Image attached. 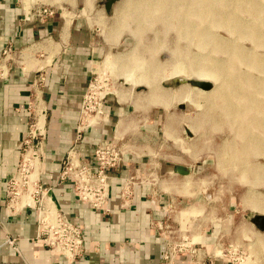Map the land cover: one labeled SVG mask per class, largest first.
<instances>
[{
    "label": "crops",
    "instance_id": "1",
    "mask_svg": "<svg viewBox=\"0 0 264 264\" xmlns=\"http://www.w3.org/2000/svg\"><path fill=\"white\" fill-rule=\"evenodd\" d=\"M35 8L21 0H0V67L5 65V76L0 77V264H200L206 260L230 264L221 252L227 244L252 253V259L244 256V264H264L258 254L263 252L262 241L258 237L250 240L243 216L235 211L211 219L200 231L190 234L187 245L192 244V253L187 249L169 260L163 258L173 242L168 227L176 216L179 222L183 219L180 213L184 209L173 214V193L155 187L150 175L144 173V152L157 135L156 116L140 115L148 120L140 128L137 123L143 121L127 116L123 105L106 104L101 122L77 133L82 95L94 63L104 53L96 27L91 24L98 14L86 10L85 0H74L41 20L34 15ZM118 37L106 39L116 44ZM7 46L11 49L4 60L2 50ZM37 117L39 183L48 204L81 230L82 252L73 260L50 251L37 240L34 210L21 207L33 202H28L23 191L16 208L7 207L6 185L16 171L22 142ZM111 139L123 155L119 166L108 171L105 205L109 211L103 213L80 202L71 182L59 180L58 172L71 148L81 162L91 165L97 143ZM129 176L134 179L130 201L122 205L119 193ZM34 189L35 183L32 199ZM185 210L189 212V208ZM7 239H12V244Z\"/></svg>",
    "mask_w": 264,
    "mask_h": 264
},
{
    "label": "rangeland",
    "instance_id": "2",
    "mask_svg": "<svg viewBox=\"0 0 264 264\" xmlns=\"http://www.w3.org/2000/svg\"><path fill=\"white\" fill-rule=\"evenodd\" d=\"M21 1L29 7L43 4L55 10L68 6L74 0ZM144 1L149 4L144 5ZM152 1L155 4V1L157 3L164 0H118L112 4L110 13L106 14L98 0H85L86 10L98 14V19L91 24L96 27L97 40L104 48V53L94 63L90 77L96 88L94 91L103 99L99 101L98 96H95L91 100L90 107L86 110L91 116L87 115L85 119H90V125L101 122L100 116L92 115H95L96 110H101L102 116L106 104L123 105L128 111L127 116H137L143 121L137 123L140 128L145 127L148 120H142L139 116L154 114L158 125L157 135L148 151L144 152L143 160L147 164L143 166H146L144 173L150 175L155 187L173 193L172 213L176 214L179 209H184L180 213L183 214L180 222L184 224L181 226L176 216L168 227L171 240L177 243L181 237L200 231L211 219H220L221 216L235 211L240 217L243 216L242 223L249 228L250 240L258 237L262 241L263 252L258 254L264 262V229L259 228L257 220L251 221L253 215H264V157L252 155L251 150L243 149L244 137L261 138L264 141V129L252 127L248 129L246 136L240 137L237 132L240 129H228L223 118L218 120L219 117L214 116L213 119L207 115L209 101L215 98L216 91H213V86L221 87L225 79L222 73L216 75V71L211 68L207 74L210 77L199 79L189 72V61L193 58L201 59L202 63V59L208 58L212 61L211 67H219L221 61L228 58L229 52L217 46L214 41L201 44L202 38L182 35L178 19H175L177 14L173 12V7L178 5L177 0L164 1L172 8L167 13H161L162 8L157 7V13L148 16L146 12L152 7ZM246 1L256 5L258 11L250 12L237 3L234 4L236 7L227 6L229 9L234 7L233 12L238 14L235 15L236 18L244 22L245 25L240 28L233 21L230 22L232 28L225 21L215 22V13L207 15L205 22L194 14L190 17L195 23H204L203 26L206 25L209 34H213L217 40H231L234 49L248 54L249 57L259 55V59H262L264 43L260 45L259 40L264 41V21L261 22L264 19V0ZM166 9L163 8V12ZM255 22L261 26L257 31V38H253L248 28ZM112 37H118L116 44L107 41L106 38ZM134 44L135 47L131 50ZM141 65L142 68L138 67ZM237 69L250 77L248 83L264 84V67L247 63L240 64ZM99 75L104 78L101 76V79ZM190 79L207 81L210 88L202 89L191 85L188 83ZM209 92L213 93L209 95ZM204 94H208L209 100ZM188 96L194 106L187 103ZM256 98L257 103L264 105V89L259 91ZM235 102L240 103L237 99ZM37 122L38 117L35 124ZM35 124L34 128H37ZM37 140L39 135L36 132L35 138L30 142L36 152ZM238 146L241 149H237ZM28 151L31 156L34 155L33 150ZM173 164L186 166L188 173L180 175L172 172ZM13 192L14 188L11 190L12 194ZM188 208L189 212H186L185 209ZM233 247L236 249L233 257L238 258L235 264L245 255L252 259V253L246 248L236 245ZM253 260V263L256 262L254 258ZM241 263L245 262L241 261L239 264Z\"/></svg>",
    "mask_w": 264,
    "mask_h": 264
},
{
    "label": "bare ground",
    "instance_id": "3",
    "mask_svg": "<svg viewBox=\"0 0 264 264\" xmlns=\"http://www.w3.org/2000/svg\"><path fill=\"white\" fill-rule=\"evenodd\" d=\"M164 1L163 2L158 1L157 3L155 1V4L152 1L153 5L152 7H150L149 10H147L146 14L150 16L151 13H155L157 7L162 8L161 13H167V11L170 10L169 8H171V6H168V4ZM177 1H178L177 2L178 5L174 4L177 6L173 7V9H175V11L173 12L174 14H177L175 19H178L179 28H180L182 35L188 38H192V37H195L197 39L202 38L201 44L214 41L213 43L216 42L217 46H219L222 49H226L229 52L228 58L221 61V63L219 64V67L218 66L211 67L212 61L209 60L208 58L202 59V63H200L201 59L196 60L193 58V59H190L189 61V68H188L189 72L192 75H195L196 77H198L199 79L210 77V76H207L210 68L212 69V71L213 70L216 71V75L222 73L223 78L225 79V81L221 84V87L217 85L219 89H217L218 87L216 85H215L216 87L213 86L214 89H217V90L213 89V91H216L215 93L216 95L214 94L215 98L213 100L210 99L211 101H209L210 103L208 106L209 108H207V111H208L207 115L213 119H215V117H219L218 120H220V117L223 118L228 129H231L232 127H236L237 129H240L239 131H237L240 137L246 136L245 134L249 132L248 129L252 127H255V128L260 127L261 129H264V105L262 103H257V98H256V95L259 93V91L261 92L262 89H264V84L248 83L247 80L250 77L244 74L243 72H239L237 69L240 64H247V63H252L253 66L264 67V58L259 59V55H255L254 57H251V56L249 57L248 54L238 49H234L235 46L231 40H226V41L222 39L217 40V38L214 37L213 34H209V32L206 29L207 28L206 25L203 26L204 23L202 22L195 23V21H193V19L190 17L191 14H194L196 15V17L200 18L199 20H203L205 22L207 15L215 13L216 15L215 22L225 21L227 22L228 27L232 28V26L230 25L231 24L230 22L233 21L235 22V24H237V27L240 28L242 27V25H245L244 22L241 21L239 18H236L235 15H238V14H235L233 12L234 7L229 9L227 6L229 5L232 6L237 3L239 4L241 8L243 7L246 10H249L250 12L251 11L257 12L258 7L256 5L248 3L246 0H237V1L236 0H177ZM148 4L149 3L146 1L144 5H148ZM222 5H225V7H223ZM166 7L168 8L166 9ZM163 8L166 9L164 12H163ZM146 14H145V17H147ZM263 21L264 19L261 22L263 23ZM260 27H261L260 23L258 22L251 24V26L249 25L248 28H249V31L251 30V34L253 35V38L258 37L257 31L259 30ZM260 40L259 42L261 45L262 43H264V41L262 39ZM138 67L142 68L143 66L141 65ZM101 76L103 77V75H99V77L102 79ZM259 83H262V82H259ZM95 89L96 88H94V90ZM95 92L96 94H98L97 91ZM212 93L213 92H209L208 94L210 95ZM208 94L203 95L204 97H206L207 100H209L207 96ZM102 95L104 94L102 93ZM187 98H188L187 103L194 106L189 99L190 97L188 96ZM235 99L240 101V103H236ZM100 112L101 110H96L95 115H92V116H100V119H103L105 115L101 116L99 114ZM87 115L91 116L90 114L85 113L84 116L81 118L82 123L83 122H85V124L91 123V121H89L90 119H87L88 122L85 119ZM34 124H33L32 129H34ZM35 125L37 126V123ZM228 144L230 145V143ZM243 145H244L243 149L251 150L250 151L251 153L249 152L250 154L264 157V141L261 138L258 139V138H252V137L250 138L244 137ZM238 148L240 147L238 146L237 149ZM29 149L34 151L33 152L34 155L31 156L30 151H28ZM37 153H38V149L36 152L33 148L29 146V147H26L25 150L21 154L19 169L14 175V192L13 194L11 193L12 194L11 199L8 201V206L12 207L13 209L16 208L15 204L17 202L22 201L21 195H19V193H21L20 190L22 188L24 189L26 187V184H27V188L23 190V195L28 200V202L32 201L33 203L32 204L24 203V204L29 205V206L35 205L34 195L36 192V185H37V179H38L37 162L39 161ZM246 154L248 155V153ZM231 158H232V154H231ZM244 162H245V159H244ZM27 180H28V183H27ZM34 183H35V189L33 191V199H32V190L34 187ZM37 200L40 203V205H43L44 207L43 210L45 211L44 212L41 209H39L37 212L38 217H44V216L50 215L55 211L54 205L48 204L47 196L44 194L43 191H42L41 196H39ZM241 261H243V258L240 259L237 264H239Z\"/></svg>",
    "mask_w": 264,
    "mask_h": 264
},
{
    "label": "built area",
    "instance_id": "4",
    "mask_svg": "<svg viewBox=\"0 0 264 264\" xmlns=\"http://www.w3.org/2000/svg\"><path fill=\"white\" fill-rule=\"evenodd\" d=\"M53 14V9L50 6H45L40 4L34 9V15L38 19H44ZM10 46L5 47L2 50V56L4 60L9 58ZM38 73V79H40V71ZM5 76V65L0 67V77ZM94 84L89 80L86 89L82 95L77 125V133L81 131L85 126L90 124H83L81 122L82 114L88 113L86 110L90 107L91 100L95 99L98 95L94 91ZM99 98L101 101L103 98ZM95 103V101H94ZM101 102H98L100 104ZM97 104V103H95ZM99 107V106H98ZM102 112V111H101ZM101 112L99 114H101ZM96 113V111H95ZM34 124V123H33ZM32 126V125H31ZM34 130V131H33ZM33 131V132H32ZM37 134L40 137L39 129H28L27 135L22 142V149L20 150V158L16 168V171L10 177L6 185L7 192V207L14 210L12 207L8 206V201L11 199V190L14 188V175L19 169L21 154L26 147H31L30 142L35 138ZM36 150L40 147L39 140L35 142ZM34 149V148H33ZM93 162L91 165L83 163L78 158V154L75 149L71 148L62 162L61 168L58 172L59 180H69L72 185V190L76 198L88 205L90 208L95 210H100L103 213H107L109 209L106 207L105 203L108 198L109 183H108V171L119 166L122 161L123 151L121 147L113 140H101L93 149L92 153ZM38 159L40 158V153H37ZM133 184V178L129 176L125 179L119 197L122 205H127L130 201L131 187ZM42 191L46 195V191L41 187L39 183V173L35 192V205H22L32 207L34 210V218L37 229V240L42 242L48 249L52 252L61 253L65 259L73 260L75 257L79 256L82 252V237L81 230L78 226L71 223L55 206V211L47 216L38 217L37 212L39 209L44 211L43 205H40L37 198L41 196ZM20 207V208H21ZM45 212V211H44ZM10 244H12V239H7ZM187 237H181L180 241L177 243L172 242L163 255V258L169 260L175 253L181 252L183 250L189 249L192 253L194 248L191 245H187ZM223 255L227 256L230 260V264H235L237 257H233L236 254V249L231 244H227L221 250ZM242 252H240L241 254ZM200 264H212L210 260L201 262Z\"/></svg>",
    "mask_w": 264,
    "mask_h": 264
},
{
    "label": "water",
    "instance_id": "5",
    "mask_svg": "<svg viewBox=\"0 0 264 264\" xmlns=\"http://www.w3.org/2000/svg\"><path fill=\"white\" fill-rule=\"evenodd\" d=\"M118 0H100V4L103 7V10L106 14L110 13L111 6ZM178 81V80H177ZM188 83L191 85L197 86L202 89H209L210 83L207 81H195L193 79L188 80ZM171 171L174 173H178L180 175H186L188 173V169L186 166L181 164H173L171 165ZM259 219L258 226L260 229H264V215H253L252 222Z\"/></svg>",
    "mask_w": 264,
    "mask_h": 264
},
{
    "label": "flooded vegetation",
    "instance_id": "6",
    "mask_svg": "<svg viewBox=\"0 0 264 264\" xmlns=\"http://www.w3.org/2000/svg\"><path fill=\"white\" fill-rule=\"evenodd\" d=\"M257 221H259V219H257Z\"/></svg>",
    "mask_w": 264,
    "mask_h": 264
}]
</instances>
